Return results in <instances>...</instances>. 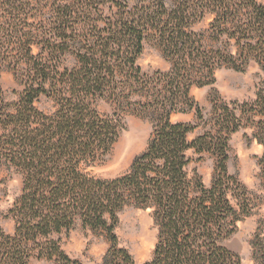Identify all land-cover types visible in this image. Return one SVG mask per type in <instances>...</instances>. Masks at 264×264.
<instances>
[{
  "label": "trees",
  "instance_id": "1",
  "mask_svg": "<svg viewBox=\"0 0 264 264\" xmlns=\"http://www.w3.org/2000/svg\"><path fill=\"white\" fill-rule=\"evenodd\" d=\"M205 22L200 30L193 26ZM151 41L169 63L145 73L138 64ZM37 49V52L34 50ZM75 59L62 66V57ZM262 78L252 102H227L213 91L209 120L192 87L215 82L219 68ZM14 71L24 86L15 101L0 97V165L22 176L8 215L13 234L0 228V264H82L54 235L77 221L109 244L101 264H134L115 232L128 206L152 211L157 237L144 264H243L225 245L253 209L250 191L228 171L230 136L253 126L263 146L264 5L257 0H0V70ZM45 96L54 110L41 111ZM104 100L113 112L103 114ZM194 112L197 123L173 121ZM146 117L153 131L129 169L112 179L87 171L111 152L124 117ZM205 130L190 140L200 124ZM214 159L210 184L188 167V151ZM254 264H264V219L252 240Z\"/></svg>",
  "mask_w": 264,
  "mask_h": 264
},
{
  "label": "rangeland",
  "instance_id": "2",
  "mask_svg": "<svg viewBox=\"0 0 264 264\" xmlns=\"http://www.w3.org/2000/svg\"><path fill=\"white\" fill-rule=\"evenodd\" d=\"M257 1L264 5V0ZM205 24V22L198 23L193 29L200 30ZM34 51L37 52V49ZM137 62L149 75L169 69V63L149 40L144 42L143 51ZM61 64L64 67H72L75 65V59L70 54H66L62 57ZM261 78V70L255 63H251L245 72L222 67L216 70L215 82L212 85L194 86L190 94L201 107L204 119L209 120L212 108L210 96L213 91L227 102H252ZM23 89L24 86L14 71L6 68L0 70V97L8 102L15 101ZM35 105L47 114L54 110L52 100L45 96H41ZM97 106L103 114L110 115L113 112V106L104 100L98 101ZM171 119L197 123L193 111L175 113ZM204 130L205 126L202 123L189 135V139H194ZM152 131V124L148 118L135 114L126 115L124 129L109 155L100 163L91 165L87 171L101 179H112L122 175L129 169L134 157L146 148ZM252 133V124L243 119V126L230 136L227 163L228 171L236 175L249 189L253 206L251 214L238 223L236 232L225 242L228 249L239 255L243 264H254L252 240L258 223L264 219V189L261 186L259 165L263 146ZM188 155L192 159L188 167L189 173L197 170L204 184L208 186L213 174V157L207 153L198 154L193 149L188 151ZM21 188L20 172L11 165H0V228L8 234L14 232V221L7 216L8 210L20 195ZM118 217L119 223L115 232L120 245L130 252L134 264L146 263L151 258L157 237L151 209L128 206L119 212ZM54 237L59 240L62 249L71 258L79 260L82 264H101L109 247L101 233L83 228L79 221L72 229ZM28 264H54V262L32 257Z\"/></svg>",
  "mask_w": 264,
  "mask_h": 264
}]
</instances>
